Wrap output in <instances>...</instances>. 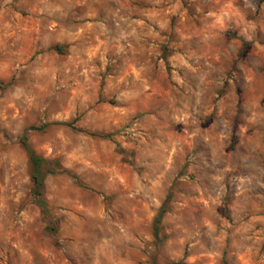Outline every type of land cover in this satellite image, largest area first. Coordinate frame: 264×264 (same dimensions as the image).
I'll return each instance as SVG.
<instances>
[{"label": "rangeland", "instance_id": "374dc122", "mask_svg": "<svg viewBox=\"0 0 264 264\" xmlns=\"http://www.w3.org/2000/svg\"><path fill=\"white\" fill-rule=\"evenodd\" d=\"M0 264H264V0H0Z\"/></svg>", "mask_w": 264, "mask_h": 264}, {"label": "trees", "instance_id": "16d2710c", "mask_svg": "<svg viewBox=\"0 0 264 264\" xmlns=\"http://www.w3.org/2000/svg\"><path fill=\"white\" fill-rule=\"evenodd\" d=\"M56 50L60 51L59 47H56ZM64 126H68V123H62ZM31 130L39 131L40 128L37 127H31ZM19 143L22 146V148L25 150L28 158V167L30 172V180L32 183V193L33 196L36 198V202L41 208L43 212L46 211V203L44 200V181L48 175H54L57 173H62L66 175H70V172L62 168L58 162L53 160H48L39 154H37L27 143V137L23 135L19 139ZM170 200V196L166 197V200L159 208V211L157 213V216L154 220L153 224V235L155 239H159V228L162 221V217L168 210V202ZM47 230L54 231L52 228H48Z\"/></svg>", "mask_w": 264, "mask_h": 264}]
</instances>
